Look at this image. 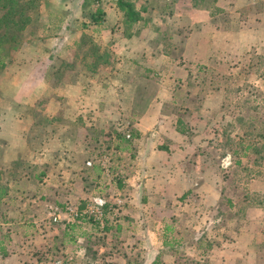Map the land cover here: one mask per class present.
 I'll return each instance as SVG.
<instances>
[{
	"label": "rangeland",
	"instance_id": "rangeland-1",
	"mask_svg": "<svg viewBox=\"0 0 264 264\" xmlns=\"http://www.w3.org/2000/svg\"><path fill=\"white\" fill-rule=\"evenodd\" d=\"M7 10L0 0V111L34 122L26 147L0 146V264H264V0H41L14 40ZM75 79V104L45 113ZM93 108L122 120L96 122ZM145 111L185 131L167 199L129 185L142 167L122 165L145 137L164 145L157 123L132 136ZM102 158L105 177L87 165Z\"/></svg>",
	"mask_w": 264,
	"mask_h": 264
},
{
	"label": "crops",
	"instance_id": "crops-1",
	"mask_svg": "<svg viewBox=\"0 0 264 264\" xmlns=\"http://www.w3.org/2000/svg\"><path fill=\"white\" fill-rule=\"evenodd\" d=\"M58 25V24H57ZM64 27V26H63ZM135 38L137 37H132L131 40L133 41ZM139 39V38H137ZM130 40V41H131ZM150 50H143L141 49L140 51H133L130 56L133 58H144L146 59V57L148 56ZM38 85L41 87H47L49 85L48 81L46 78L39 79L38 81ZM95 82L94 86L96 84L97 87L96 89H99L101 87L105 88L108 84L106 83V80H99L96 79V81H92ZM120 82V79H119ZM42 83V84H41ZM57 86V90L58 93L54 96L52 95V99L49 101L50 105L48 107V109H46L45 113H49L52 114L54 113V111L58 110V109H64L66 107V103L69 102L70 105L75 104V102H72L71 99H67L66 98H70V92L73 90H81L83 85H81L76 79L73 81L70 80H62L59 83H56ZM94 95L96 97H100L99 95H97L94 92ZM58 97H64L63 99H57ZM37 98H41V94L37 93V88H32L28 94L25 95V99L24 101H22V104L25 107H33V105L35 106L36 103V99ZM42 100V99H41ZM92 99H90L91 101ZM65 101V102H64ZM102 101V98L99 100ZM156 100L153 101V103H155L156 105L163 103V101L159 100L157 102H155ZM36 102V103H35ZM81 102V101H80ZM68 104V103H67ZM152 104V103H151ZM81 105V104H80ZM100 106H102V103H99ZM83 106V105H82ZM100 106H97L98 109H100ZM43 108L44 105H43ZM77 108V107H76ZM75 108V109H76ZM96 108H93V112L95 113V115H99L100 117L97 118L96 116L92 117V119L94 121H101V122H106L109 121L110 118L119 120L121 119L122 113L121 111H118V116H111L109 114H107V118L105 115H102V113H97V111L95 112ZM34 110V109H33ZM86 110H80L78 112H84L85 113ZM2 111H0V146H1V150L4 149V146H8L7 149L5 150H9L12 147V140H16L18 139V146L22 147L23 144L26 147V143H27V136H24L23 134V125L30 123L32 124L34 122L32 116L33 113L30 114H25L23 115V112L19 110V112L17 111H12V110H6L4 113H1ZM26 113V112H25ZM151 111H145L143 114L135 117L136 120L133 121L132 119L130 120L132 122V127H134V129L132 130V136L134 138H139V136H141L144 133H148L149 130H151L152 126L155 125V123H157V127H159V136L161 138V141L159 142L164 143V145L162 147H158V148H154L152 145H150L149 142H146L147 137H145V140L143 142V147L138 150V153H136L135 150H133L134 155L130 156V158H134L135 160H131L129 162H126V164H122V165H127L130 164H140L142 168L136 167L137 170L134 169L131 170L132 174H130V179H127V181L129 182V185H133L135 187V185L137 186L136 188H140L142 191H144V187L147 189V192L144 191L147 194V198H154L156 195H159L160 199H161V195L159 194V190H161V194H163L165 196L164 199H167L169 196H171V190H169L168 186H173L172 182L174 180V177L172 174H170L168 171H173L174 167L176 165H181L183 164V159H184V147L179 146L177 143H175L176 140L179 139L180 136H184V133H180L176 130V120H174V123L171 122V120H167V116H156L154 115H150ZM110 117V118H109ZM122 120V119H121ZM180 120V119H179ZM170 122V123H169ZM14 125L15 127H18L16 131L13 132L11 131L10 126ZM151 135H153L154 133L151 132L149 133ZM148 136V135H147ZM26 138V140L24 141V139ZM24 141V142H23ZM6 142V143H5ZM28 144V143H27ZM167 145V146H166ZM12 149V148H11ZM14 150V149H13ZM96 152L97 150H90V156L93 152ZM125 151V150H124ZM106 154H111V152L107 151L105 153H102L103 157ZM112 155V154H111ZM85 156V155H84ZM169 159V161H168ZM105 159H100L97 160L98 162H94V163H100L101 167L99 166V164L95 165L93 164V162L90 160V168L92 170H96L98 172V174L100 175V173L102 174V177H105V173L103 174V172L105 171V166L102 165L104 164ZM120 165V166H122ZM90 169V170H91ZM166 171L167 173L163 172ZM130 172L127 171V174H129ZM135 178H137L138 180H135ZM108 179V178H106ZM125 180H122V182H124ZM90 182H95V178L93 176L90 175ZM119 185H122L121 181L118 182ZM123 186V185H122ZM146 196H144L145 198ZM157 257V256H156ZM156 257L154 259H156ZM153 259V261H155ZM152 261V262H153Z\"/></svg>",
	"mask_w": 264,
	"mask_h": 264
},
{
	"label": "trees",
	"instance_id": "trees-1",
	"mask_svg": "<svg viewBox=\"0 0 264 264\" xmlns=\"http://www.w3.org/2000/svg\"><path fill=\"white\" fill-rule=\"evenodd\" d=\"M41 0H5L6 5H8L9 14L11 15H18V18L16 20L10 19L9 20V29L13 31L11 35L8 33L9 40H14L16 37V33L20 30V28L24 27L25 24H27L30 20V14L31 12L35 11L37 9V5L40 3ZM129 15H135V12L132 10L131 5L126 4ZM16 32V33H15ZM7 38V39H8ZM1 43V42H0ZM182 121L177 120V127L176 130L180 133H184V129L180 128L179 125H181ZM3 195V190L0 191V197ZM1 249V248H0Z\"/></svg>",
	"mask_w": 264,
	"mask_h": 264
},
{
	"label": "built area",
	"instance_id": "built-area-1",
	"mask_svg": "<svg viewBox=\"0 0 264 264\" xmlns=\"http://www.w3.org/2000/svg\"><path fill=\"white\" fill-rule=\"evenodd\" d=\"M127 137H129V135H127ZM87 165H91L90 162H87ZM105 200H103L102 198L99 197H94L90 200V215H92L94 217V219H96L97 223L99 224V226L103 227L104 225V218H103V209L102 207L105 205ZM55 211L58 210L57 207L53 208ZM69 213L71 215H73L74 217H76L77 213L73 210V209H69ZM67 264V263H65Z\"/></svg>",
	"mask_w": 264,
	"mask_h": 264
}]
</instances>
